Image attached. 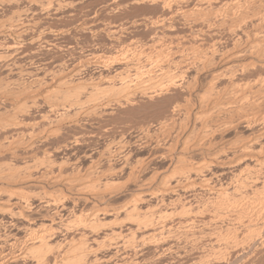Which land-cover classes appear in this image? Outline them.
<instances>
[{"label":"bare ground","instance_id":"bare-ground-1","mask_svg":"<svg viewBox=\"0 0 264 264\" xmlns=\"http://www.w3.org/2000/svg\"><path fill=\"white\" fill-rule=\"evenodd\" d=\"M145 1L147 0H134V3L139 5V3L151 2L153 11L160 10L162 19L159 17V21H153H157L158 26L165 29L167 31L165 33L169 35L176 31L175 27L179 23L175 24V17L179 16L184 21L193 18V21H199L195 27L191 26L195 30L192 29L194 31L192 33L195 34L192 43L172 40L167 43L159 40L154 31L152 32L154 35L150 31L151 47L153 48V44L158 47L153 48L156 51V53L153 51V54L151 52L153 49L151 48V51L148 49L151 54L147 53L146 58H142L146 52L144 54L139 50L140 54L137 50L133 52L132 49L136 48H132V52L130 49L121 50L118 56L111 54L104 62L91 61L88 57L89 61L81 60L71 67L64 68L66 71H73L71 75L59 79L58 82L55 79L61 77L64 69L46 70L44 73V69L40 68L43 75L39 71H36L37 73L34 70V72L30 71L29 76L33 78L29 80L31 82L18 81L13 87H10L11 84L9 86L5 84L4 88L0 89L3 98L10 97L16 99V102H21L19 100L25 97L28 102L30 101L29 103L26 101L25 104L22 102L23 105L11 102L1 105L0 102V264H111L113 257L118 256L116 255L118 252L123 253L124 258L128 257L131 251L126 249L130 246L127 244L143 231L150 230L153 235L159 232L160 238L167 237L166 235L170 233L168 227L164 225L160 230L155 228V216H161L159 218L161 220L167 219L168 216L171 218L170 216L173 217L178 211H186L187 207H189L187 211H191L196 204L199 211L200 202L198 201L199 204L196 202L199 190L208 195H205V198L208 197L207 200L205 199L206 203L204 202L206 206L203 205L204 208L201 207L203 210L200 211L205 214L207 212L208 216L209 211L212 210L210 220L228 216L230 218L234 213L237 216H234L237 221L233 220V222L238 224L235 225L231 221L233 224L231 222L228 224L232 226L225 224L228 226L227 229L222 228V231H226L227 242L222 243L223 240L217 237L219 234L216 236V233L214 237L212 235L213 238L206 240V243L210 241L215 252L218 246L219 248L223 246L222 249L226 248L224 252L221 249L220 254L219 252L214 254L216 261L224 260L225 252L228 253L232 245L237 247L240 244L243 246L247 244L248 246L262 236L264 230V223L261 220L264 218V0H195L194 9L188 5L193 0ZM173 1L174 4L180 3L177 7L184 3L183 8L170 11L169 3L173 4ZM55 2L61 9L66 5V1L55 0ZM1 3L13 7L14 4L26 3L29 7L26 8L28 11L23 9L20 12L15 8V11L11 12V17L8 15L7 21L5 20L7 23L0 24V30H4L7 26L20 34H26L27 25L32 28L38 26L37 22L32 21L35 18H27L26 14L29 10L38 7L37 10L42 13L52 7L54 2L53 0H0ZM125 4L119 0H110L109 12L123 11L122 9L127 6ZM140 6L142 7V4ZM38 11L36 13L32 11V15L33 13L36 15ZM25 19L29 20L26 21L27 24ZM137 20L136 25L147 26L143 23L145 20L138 22ZM117 29H111L110 32L119 33L120 30ZM135 31L133 30L132 33ZM162 32L160 31L159 35ZM181 32L179 31L178 34ZM30 38L32 45L39 41V37ZM156 40L162 43L158 44ZM16 46L18 47L16 44L8 46L7 53H0V59L5 58L4 53L5 55L10 53L8 57L13 54H19L22 58L29 56V52L27 54L29 50L25 51L22 47ZM110 66L116 67L110 70L108 69ZM23 69L20 68L18 72L20 78L23 76ZM44 87L47 89L42 92ZM163 97L167 99V105L170 104L169 112L167 106L165 107L167 111H161V104L157 105L155 101ZM143 100H148L146 103L155 101L156 106L160 107L158 108L160 113L157 111L160 116L154 123L147 124L145 119V122L137 123V120L134 123L135 120L130 119L127 120L128 122L125 121L127 123H123L124 118L119 115V120L123 121L121 123L124 125L118 123L122 128L121 133L128 132L129 135L127 138H125L127 135H121L120 140L112 141L113 144L116 143L114 147L116 151L123 154L120 167L109 166L102 171L99 169L100 165H96V160H91V165L85 169L82 160L89 159L92 154H77L78 156L73 159L66 153L85 143V138L79 134L71 139L72 141L66 139L68 142L64 140L65 142L62 143L60 139L61 144L57 143V138L62 133L65 134L63 130L67 129L64 128L66 123L78 126L98 119L104 121V118L108 117L114 120L115 116V119L119 117L115 115L117 109L140 108L138 106ZM143 103L145 104V101ZM44 107L46 109L41 111ZM136 113L138 115L139 112ZM52 139L58 145L56 146L55 143V147L49 146L51 148L49 149L47 143ZM43 143L47 148L41 149L42 145L44 147ZM49 143L48 145H51ZM105 148L102 157L108 158L115 152L114 149L111 151V145ZM142 148L150 149L147 157L141 158L137 155L138 150L144 151ZM39 150H43V154L41 153L43 157L41 156L42 159L39 158L41 160L37 161L35 156ZM195 152L202 159L197 163L192 162L194 164L191 165L188 162L189 165H186V158L190 156L188 153ZM53 153H63L65 157L58 163L53 159ZM160 160L168 161L167 168L162 167L168 170L166 174H163L162 168L160 170L157 167L156 162ZM68 165L74 169L71 168L72 173H66ZM123 177L125 183L121 185L120 179ZM129 184L133 185L134 189L126 191V188L130 187ZM123 191L129 192L126 202L120 206H112L108 202L109 199ZM194 211L191 213L194 214ZM189 213L187 215L190 216ZM207 216L206 218L209 217ZM107 217L113 218V222L109 223ZM199 217L205 220V217ZM244 218H247L245 222L248 221L247 225L244 223L245 232L242 223ZM210 220L208 224L205 223L206 220L203 221V224L209 226ZM190 221L186 224L190 225ZM194 221L196 225L198 220ZM222 221L221 219L219 222ZM213 226L218 228L216 224ZM206 227L204 231L205 229L208 231ZM210 227L209 229H212ZM222 227H225L223 223ZM190 228L191 226L188 229ZM104 229L108 231L103 233ZM240 229L243 230L244 235L240 236ZM191 233L195 235L194 231ZM200 233L202 232H199V235ZM182 236L186 237L183 233ZM204 238L203 236V243ZM261 240L264 247V236ZM162 242L168 243L166 240ZM167 246L169 247L170 243ZM112 248H115V255L114 253L101 255L103 250H112ZM209 257L207 260L210 261L211 257ZM120 258H123L122 255ZM199 259L201 260H191L192 264L209 262Z\"/></svg>","mask_w":264,"mask_h":264},{"label":"rangeland","instance_id":"rangeland-1","mask_svg":"<svg viewBox=\"0 0 264 264\" xmlns=\"http://www.w3.org/2000/svg\"><path fill=\"white\" fill-rule=\"evenodd\" d=\"M63 2H65L66 1V5H64V6H62L63 8L61 9V7L59 8V7H57L56 6V3L57 2H55V0H53V6L52 7H50L49 9H47V10H45V11H41L42 13H39L40 12V10L38 11L37 10V8L38 7H32L34 10H29V13L28 14H26L27 15V18L28 19H33V18H35L36 19V21H34L35 19H33L32 21L33 22H37V27L36 28H32V27H28V25H27V27L25 28V30H26V34H20L18 31H16V30H12L11 28H9V27H7L6 26V28L3 30V29H1L0 30V53H3V52H5V53H7L6 51L8 50V46H10V45H14V44H16V45H18V47L20 46V48L22 47V49H25V51L26 50H29V51H27V54H28V52H29V56H27V57H25V58H22V56H20L19 54H15L16 55V57H15V55L13 54V56L11 55V57H13V59L9 56L8 57V55L10 54H6L5 55V53L3 54L4 56H5V58L6 59H8V60H6L5 58V60H4V62H3V60H1L0 61V78H2L1 80H0V89H2V88H4V86H5V84H8L7 86H9V84H11L10 85V87L12 86L13 87V85L16 83V82H18V81H22V82H31V81H29L30 79H31V77L29 76V74H30V71L32 72L33 70L36 72V71H39V72H41L42 73V70H43V72L45 73L46 72V70L48 71H55V69H56V71H58L59 69H61L62 68V70L64 69V68H68V67H71V65H74L75 63H77V62H79V61H81V60H88L89 58V60H96L97 62L99 61V62H104V61H107V59L109 58V56L112 54V55H114V56H118V55H120V52H121V50H123V51H128L129 49H130V51L132 52V50H133V52L135 51V50H139L140 52H141V54H144L145 52H146V54L145 55H142V58H146V56H147V53L149 54H151V52H152V54L155 52L156 53V51L153 49L155 46H154V44H153V48L151 47V41H150V38H152V37H150L149 38V35L153 32L154 34H157L156 36L157 37H159L158 39L160 40H163V41H168V42H170L171 40L172 41H174V42H183V43H192V40H194V38H195V34L194 33H192V32H194L195 30L192 28V27H195L196 25H198V23H199V21L197 22V21H193V19L191 20L190 19V21L189 20H187V21H184V20H181V17H179V19H178V17H175L174 19H175V24H177L178 22V26H180L179 28H177V27H175L176 28V31H174V32H172L170 35L172 36H170L169 34H167V33H165V29H162V27H159L158 26V24L156 23L157 21H159L160 20V18H161V14H162V12H161V14L159 13L160 12V10H158L157 9V11H156V9H155V11H153L154 10V7H153V5H152V3L151 2H148V0L147 1H145V2H148V3H139V5L137 4H135L134 3V0H119L120 2H123V3H126L125 5H127V6H125L124 8L126 9V11H125V9H122L123 11H121L120 10V12L119 11H115V12H109V11H111L110 9H109V2H110V0H62ZM71 1V2H70ZM126 1V2H125ZM192 1V0H191ZM190 1V2H191ZM194 1L195 0H193V2H191V3H189L188 5L189 6H191V8H193L194 7ZM68 2V3H67ZM73 2V3H72ZM129 4H128V3ZM75 3V4H74ZM77 3V4H76ZM150 3V5H148ZM175 2L173 1V4H172V2L171 3H169V5L171 4V10L170 11H172L173 10V12L174 11H176V10H178V9H180V8H183V4L184 3H182L179 7H177L179 4H174ZM9 4V3H8ZM23 3H21V4H14V7L13 6H10V4L7 6V4H0V21L2 22H0V24L2 25V24H5V23H7V22H5V20L7 21V17H8V15L11 17V14L15 11L14 9L15 8H17L16 10L17 11H20L21 12V10H25V11H28V9H29V7L26 5V3H24L23 5H26V7L24 6L23 7V5H22ZM65 4V3H64ZM135 4V5H134ZM142 4V7L140 6ZM2 5V6H1ZM17 5V6H16ZM22 5V7H20ZM54 5L56 6V7H54ZM169 5L167 6V8L169 7ZM18 6L20 7V8H18ZM174 6H175V8H174ZM186 6V5H185ZM151 7V8H150ZM156 7V6H155ZM26 8H28V9H26ZM57 8V9H56ZM131 8H133V9H131ZM139 8V9H138ZM157 8V7H156ZM173 8V9H172ZM11 9V10H10ZM51 9V10H50ZM67 9V10H66ZM137 9V10H136ZM175 9V10H174ZM194 9V8H193ZM12 10H14V11H12ZM32 11L34 12V13H36V11H38V13L35 15L34 13H33V15H32ZM54 11H55V13H54ZM73 11V12H72ZM146 11V12H145ZM148 11V12H147ZM7 12V13H6ZM12 12V13H11ZM108 12V13H107ZM132 12V13H131ZM145 12V13H144ZM167 12H169V11H167ZM100 13V14H99ZM48 14V15H47ZM32 15V16H31ZM127 15V16H126ZM29 16L31 17V18H29ZM48 16V17H47ZM122 16V17H121ZM136 16V17H135ZM25 17V16H24ZM148 17V18H147ZM160 17V18H159ZM26 18V17H25ZM150 18H152V19H150ZM177 18V19H176ZM28 19H25V23L27 24L28 22H26V21H29ZM135 19V20H134ZM136 19H138L139 21L141 20V21H143V20H145V21H143V23H144V25H147L146 27L145 26H143V24H142V26H140V25H136L135 23H136ZM143 19V20H142ZM162 19V18H161ZM138 20H137V22H138ZM153 20H157L156 22L155 21H153ZM133 21H134V23H133ZM191 21H192V24H191ZM4 22V23H3ZM99 22V23H98ZM145 22H146V24H145ZM154 22H155V24H154ZM195 22V23H194ZM111 23V24H110ZM150 23V24H149ZM154 25H153V24ZM181 23V24H180ZM131 25V27H130V25ZM185 24V25H184ZM190 24V25H189ZM117 25H118V29L120 30H118L117 29ZM156 25L158 26V27H156ZM193 25V26H192ZM111 26V27H110ZM136 28H135V27ZM153 26V27H152ZM155 26V27H154ZM174 26H176V25H174ZM192 26V27H191ZM130 29H129V28ZM134 29H133V28ZM189 27H190V29H189ZM29 28H31V30H32V32H30L31 30L29 29ZM114 28H116L118 31H119V33L117 32L116 34H114V33H111L110 32V30L111 29H114ZM125 28V29H124ZM138 28V29H137ZM165 28V27H164ZM28 29V30H27ZM34 29V30H33ZM38 29V31H36ZM108 29V30H107ZM124 29V30H123ZM128 29V30H127ZM135 31V32H133L132 33V31L133 30ZM159 31H158V30ZM192 29L194 30V31H192ZM196 29V28H195ZM30 30V31H29ZM131 30V31H130ZM142 30V31H141ZM181 32V33H179L178 34V32L179 31ZM185 30V31H184ZM187 30V31H186ZM189 30H191V31H189ZM28 31V32H27ZM105 31V32H104ZM129 31H130V34H129ZM150 31H151V33H150ZM155 31H158V32H155ZM162 32V34L163 33H165V34H161V35H159L160 33L159 32ZM35 32V33H34ZM38 32V33H37ZM41 32V33H40ZM167 32V31H166ZM17 33H19V34H17ZM41 35H40V34ZM44 35H43V34ZM100 33V34H99ZM106 33V34H105ZM135 33H137V34H135ZM150 33V34H149ZM152 33V34H153ZM169 33V32H168ZM126 34V35H125ZM153 34V35H154ZM191 34V35H190ZM193 34V35H192ZM9 35H10V38H9ZM24 35V36H23ZM39 35V36H38ZM130 35V36H129ZM159 35V36H158ZM165 35H166V38L168 39H166L165 38ZM169 35V36H168ZM178 35H179V37H178ZM40 36H42V37H45V38H43L42 39V37H40ZM168 36V37H167ZM175 36V37H174ZM184 36V37H183ZM186 36V37H185ZM12 37V38H11ZM30 37H34V38H37V37H39V41H37V42H35L33 45L31 44V38ZM142 37V38H141ZM147 37V38H146ZM161 37V38H160ZM170 37V38H169ZM194 37V38H193ZM4 38H5V40H4ZM166 40H165V39ZM178 38V39H177ZM18 39V40H17ZM23 39V40H22ZM41 39V40H40ZM147 39H149V40H147ZM170 39V40H169ZM182 39V40H181ZM44 40V41H43ZM159 40H156L157 41V43L158 44H160V43H162V42H159ZM46 41H48V42H46ZM150 41V42H149ZM5 42V43H4ZM17 42V43H16ZM46 42V43H45ZM148 42V43H147ZM167 42V43H168ZM27 43V44H26ZM4 44H6V45H4ZM21 44V45H20ZM36 44V45H35ZM50 44V45H49ZM147 44H149L148 46H150V47H148V46H146ZM158 44H155L156 46L158 45ZM54 45V46H53ZM17 47V46H16ZM17 47V48H18ZM24 47V48H23ZM158 47V46H157ZM157 47H155V48H157ZM2 48V49H1ZM27 48V49H26ZM123 48V49H122ZM132 48H136V49H132ZM153 50H152V49ZM7 49V50H6ZM21 49V50H22ZM132 49V50H131ZM151 51H149V50ZM5 50V51H4ZM145 50V51H144ZM148 50V51H147ZM137 51H135V52H137ZM138 51V53L140 54V52ZM154 51V52H153ZM24 52V51H23ZM32 52V53H31ZM19 55V56H18ZM8 57V58H7ZM89 57V58H88ZM16 58H17V60H16ZM19 58H20V60H19ZM28 58H30V59H28ZM80 58V59H79ZM78 60V61H77ZM88 60V61H89ZM102 60V61H101ZM145 60V59H144ZM17 62V64L15 63V62ZM30 61V62H29ZM16 64H14V63ZM13 63V64H12ZM34 63V64H33ZM21 64V65H20ZM25 64V65H24ZM84 64V63H83ZM9 65H11V66H13V67H11V66H9ZM63 65V66H62ZM69 65V66H68ZM6 66H8V67H6ZM16 66H17V68H16ZM34 66V67H33ZM117 66V65H116ZM116 66H113L112 68L114 69ZM15 67V68H14ZM25 67V68H24ZM48 67V68H47ZM78 66H76V68H77ZM20 68L21 69H23V71L25 72H23V76H21V78L19 77V75H18V72H19V70H20ZM32 68V69H31ZM42 70H41V69ZM51 68H54V69H51ZM105 68H107V67H105ZM111 68V66L110 67H108V69H112ZM17 69V70H16ZM28 69V70H27ZM39 69V70H38ZM26 70V71H25ZM41 70V71H40ZM10 71V72H9ZM17 71V72H16ZM28 71V72H27ZM33 71V72H34ZM64 71V73H65V75H64V73L61 75V77L59 76V77H57L55 80H56V82H58V80L59 79H61V78H63V77H68L69 75H71V73H72V71L73 70H68V71H66V69H64L63 70ZM70 71V72H69ZM4 73V74H3ZM16 73V74H15ZM37 73V72H36ZM40 73V74H41ZM26 74V75H25ZM18 75V76H17ZM25 75V76H24ZM42 75H43V73H42ZM8 77V78H7ZM86 77H89V76H86ZM6 78V79H5ZM20 78V79H19ZM23 78V79H22ZM27 79V80H26ZM33 79V78H32ZM31 79V80H32ZM6 82V83H5ZM9 82V83H8ZM12 82V83H11ZM55 82V83H56ZM56 85V84H55ZM6 86V87H7ZM47 87V86H46ZM46 87H44V89L42 90V92H44V91H46ZM1 92V91H0ZM35 93H37L38 94V92H35ZM1 95H2V93H0ZM40 94H41V92H40ZM1 95H0V97H1ZM39 95V94H38ZM3 96V95H2ZM4 97V96H3ZM3 97H1L0 98V102H1V105H7L9 102H11V103H19V104H22V102H24L23 104H25L26 103V101H27V99L25 98V97H23V99H21V100H19V101H21V102H16V99L14 100V98L12 99V98H7V97H5V98H3ZM27 98H29V97H27ZM26 99V100H25ZM18 100V99H17ZM23 100V101H22ZM166 100L167 99H165V97H163V98H159V99H157V100H155V101H151V102H147L146 103V101H148V100H143L142 101V103H140V105L138 106V107H140V108H137V109H133V108H131V110H129V109H127V108H124V109H117L116 110V114L115 115H117V116H119V115H121V117L122 118H124L123 120H124V122L123 121H120L119 120V118H120V116L119 117H117V119H115L116 118V116H115V118H114V116H113V118H114V120L113 119H110V118H112V117H106L107 119H105L104 118V121L103 120H100V121H98V120H96L97 121V123H96V121L94 122V121H92V122H90V123H82V124H80V125H78V126H74V125H71L70 123H66L65 125H64V128L66 127L67 129H65V130H63V132L65 133V134H63L62 133V135L61 136H59L58 138H57V143L58 144H61V142H59V140L60 139H62V143L63 142H68L67 140H69L70 139V141H72L71 139H74V137H77V136H83V138H85V143H82V145H80V146H77V147H73L72 149L73 150H71V151H66V153L69 155V156H71L73 159L75 158V156L77 157L78 155H83L82 153H85V154H92L91 155V157H88L89 159H87V158H85L84 160H82V164H83V167L86 169V168H88L90 165H91V162L93 161V160H96V165H100L99 166V169L101 170L102 169V171H105L106 169H108L109 168V166H111V167H115V168H118V167H120L121 165H122V162H123V158H122V155L123 154H119V152L118 151H116V149L114 148L115 147V144L116 143H112V141L114 142H116L117 140H120V138L119 137H121V135L123 136L124 134L125 135H127L128 134V132H127V134L126 133H121V131H122V128H121V126H119L118 125V123H121V122H123V123H127L128 121L127 120H130L131 119V121L133 120H135L134 121V123L137 121V123L138 122H143L144 121V119H145V123H154L158 118H159V114H157L159 111H160V109H158V108H160L159 106H156V104L157 105H160L161 104V111H167V112H169V110L171 109L170 107H169V105H167V103L168 102H166ZM145 101V104H147V105H145L143 102ZM162 101V102H161ZM28 102V101H27ZM30 102V101H29ZM28 102V103H29ZM154 102V103H153ZM164 102V103H163ZM4 103V104H3ZM11 103H9V104H11ZM153 103V104H152ZM22 104V105H23ZM142 104H144L143 106H142ZM155 104V105H154ZM163 104H164V107H163ZM152 105H154V106H152ZM28 106H30V104H28ZM146 106V107H145ZM156 106V107H155ZM167 106V108L169 107V109H167V108H165ZM143 108H145V109H143ZM44 109H46V107H44L43 109H41V111H43ZM133 109V110H132ZM142 109V110H141ZM163 109V110H162ZM165 109V110H164ZM167 109V110H166ZM140 110V111H139ZM144 110H146L145 112H144ZM158 111V112H157ZM117 112H118V114H117ZM136 112H139L138 113V115H137V113ZM151 112V113H150ZM130 113H132V114H130ZM160 113V112H159ZM157 114V115H156ZM127 115V116H126ZM129 115V116H128ZM134 115V116H133ZM151 117H150V116ZM39 115L37 114V117H38ZM137 116V117H136ZM135 117V118H134ZM150 117V118H149ZM154 117H155V119H154ZM158 117V118H157ZM121 118V119H122ZM149 118V119H148ZM103 119V118H102ZM126 119V120H125ZM148 119V120H147ZM153 119V120H152ZM140 120V121H139ZM125 121H127V122H125ZM152 121V122H151ZM116 122V123H115ZM123 123H121L122 124V126H124L123 125ZM94 125V126H93ZM117 125V126H116ZM82 127V128H81ZM113 127V128H112ZM80 128V129H79ZM120 128V129H119ZM91 129V130H90ZM112 129H114V131L112 130ZM103 130V131H102ZM106 130V131H105ZM116 130V131H115ZM120 130V131H119ZM88 131V132H87ZM129 131V130H128ZM100 132V133H99ZM111 132V133H110ZM92 133V134H91ZM102 133V134H101ZM79 134V135H78ZM94 134V135H93ZM233 134V133H232ZM231 134V137H233V135ZM63 135H65V137H63ZM100 135V136H99ZM124 135V136H125ZM129 135H127V136H125V138H127ZM114 137V138H113ZM230 137V136H229ZM63 138H65V139H63ZM103 138V139H102ZM111 138V139H110ZM119 138V139H118ZM67 139V140H66ZM116 139V140H115ZM65 140V141H64ZM54 141H56V140H54ZM50 142V141H49ZM48 142V143H49ZM109 142V143H108ZM48 143H47V146H48V148L49 149H51V148H53V147H55V145L57 146L58 144L56 143H54L53 142V139L51 140V145H53V146H51V145H48ZM49 143V144H50ZM44 144V147H43V145L41 146V149L42 148H44L45 149V147L47 148V146H45L46 144L45 143H43ZM55 144V145H54ZM111 145V151H114L115 150V152H113L112 153V156H110V157H106V156H104V157H102L103 156V154H102V151L103 150H105L106 148H105V146L107 147V146H110ZM51 148H50V147ZM82 146V147H81ZM94 147V148H93ZM114 149V150H113ZM142 149H144V148H142ZM146 149H149V148H145L144 149V151L143 150H141V151H143V152H141L140 150H138V152H137V155L139 156V157H141V158H144V157H147L148 155H147V153L149 154L150 153V149L149 150H146ZM75 153H74V152ZM140 151V152H139ZM148 151V152H147ZM71 152H73V153H71ZM90 152V153H89ZM94 152V153H93ZM99 152H100V154H99ZM43 150H39L38 152H37V155L35 156L36 158V160L38 161H40L41 159H42V157H43ZM79 153H81V154H79ZM196 153V152H195ZM195 153H188L190 156V159H188V158H186L187 159V163L185 162V164L187 165L188 164V162H190L189 164L191 165V164H194V163H192V162H195V163H197V161L199 162V160H201L202 159V157L200 156V157H198L199 156V154H195ZM64 154H65V152H64ZM63 153H53V159H55L58 163H60L61 161H62V158H64L65 157V155H64ZM75 154V155H74ZM78 154V155H77ZM188 154H186V155H188ZM119 155V156H118ZM196 155V156H195ZM198 155V156H197ZM42 156V157H41ZM60 157V158H59ZM39 158H41V159H39ZM92 158V159H91ZM194 158V159H193ZM34 159V162H36V160ZM104 159V160H103ZM108 159V160H107ZM86 160V161H85ZM92 160V161H91ZM119 160V161H118ZM190 160V161H189ZM99 163H98V162ZM158 163V166L157 167H159L160 168V170H161V168L162 167H164V169L165 168H167V166H166V163H168V161H162V160H160V162L159 161H157L156 162V164ZM188 164V165H189ZM101 167V168H100ZM71 166L70 165H68L67 166V168H66V171L68 170V172H66V173H72V170H71ZM83 168V169H84ZM106 168V169H105ZM73 169V168H72ZM163 168H162V170H164ZM74 170V169H73ZM166 172H168V170H164L163 171V174H166ZM121 181V182H120ZM120 184L122 185V184H124L125 183V180H124V177L123 178H121L120 179ZM128 186H130V187H128L129 189H127L126 188V191H128V190H132V189H134V187H132L133 185H128ZM132 188V189H131ZM198 191V190H197ZM200 192V193H199ZM203 191L202 190H199L198 192H197V194H198V199H197V203H198V201L200 202V204H199V207L201 206V207H203V205L206 203V200H207V198H205V195L206 194H204V192L202 193ZM129 193V192H128ZM128 193L127 192H120V193H118V194H115L113 197H111L110 199H109V203H111V205L112 206H120V205H122L123 204V202H126V200L128 199ZM202 193V194H201ZM202 195V196H201ZM201 196V197H200ZM206 196H208V195H206ZM127 198V199H126ZM203 199H204V201H203ZM206 199V200H205ZM125 200V201H124ZM201 200H202V202H201ZM205 202V203H204ZM108 203V204H109ZM196 204V203H195ZM197 205V204H196ZM196 205H194L193 206V209L191 210V208H190V210L191 211H194V210H196V212L194 211V214L193 213H191V211H187V208H189V207H187L185 210L186 211H178V213L180 214V215H178V213H175L174 215H173V217H172V215L170 216L171 218H168L167 217V219H164V218H162L163 220H161V219H159L160 217L159 216H155V222L157 223H155V228H158V230H160L161 228H163V226L165 225V227H168V232H170L169 234H167L166 236L167 237H165V236H162L161 238H160V236H158V234H159V232H157L158 234H154L153 235V233L149 230V231H143V232H141V234H139V235H137V237H135V239L134 240H132L129 244H127V246H129V247H127L126 249H129V251H131V252H129L130 254L128 255V257L127 258H124V256H123V253L121 254L120 252H118V253H120L121 255H122V259L120 258L121 257V255L120 254H116V252H115V248H112V250L111 249H108L107 251H106V249L105 250H103V252H101V255L102 256H107V255H113V253H114V255L116 254V255H118L117 257L115 256V257H113L114 259H113V262L111 263V264H192V261L191 260H193V261H197V259H198V261L199 260H201V259H199V258H202V260L204 261H206L207 259H208V257L210 256L211 257V259H212V262H210L211 261V259H210V261L209 260H207V261H209L207 264H264V247L262 246V244H263V241L261 240V239H263V236H264V230H263V234H262V236L261 237H258L257 239H255L254 240V242H251V243H249L248 244V246H247V244H246V246H243V244L241 245H239V246H237V247H239V248H237L236 246H234V245H232L231 246V250L229 249V251H228V253H226L225 252V256L223 257L224 258V260L223 259H221V261L219 262V261H216L215 259H214V257H215V255H216V253L217 252H219V254H220V252L222 251V252H224V249H226V248H223L222 249V247L223 246H221L220 248H219V246H218V248L220 249V251L218 250V248L216 249V252H215V248L211 245V243H210V241H208L207 243L209 244H207L206 243V240H208L207 238H211L212 237V235H213V237H214V234L216 233V236L217 237H221V239L223 240V242L222 243H224V242H227V236H225L226 235V231L224 230V229H227V227L230 225V226H232L231 224H238L237 222L235 223V221H237L236 219L237 218H234V216H235V214L236 213H234V214H232V215H230V218H229V216L227 217V218H229V219H227L226 217H223V218H221L223 221L220 223L219 221H221V219L220 218H215V219H213V220H210L209 218H210V211H212V210H210L209 211V217L206 215V214H208L207 212H206V214L204 213V212H202V211H200L202 208L200 207V209H199V211H198V208H196V207H198V206H196ZM204 206H206V205H204ZM100 207H103V205H100ZM204 208V207H203ZM189 210V209H188ZM203 210V209H202ZM206 211H208V210H206ZM185 212H187V213H185ZM188 212H190L189 214H190V216L189 215H187L188 214ZM199 212V213H198ZM204 213V215H201L202 213ZM182 213V214H181ZM183 213H185V214H183ZM196 213H197V215H196ZM201 213V214H200ZM211 213H213V212H211ZM199 214V215H198ZM158 215V214H157ZM160 215V214H159ZM183 215V216H182ZM191 215H193V216H191ZM212 215V214H211ZM197 217V219L195 218V217ZM199 216H203L202 218H204L205 220H203V219H201ZM206 216L208 217V218H206ZM233 216V217H232ZM157 217V218H156ZM182 217V218H181ZM190 219H192V222L189 220V218ZM235 217H237V216H235ZM188 218V219H187ZM199 218V219H198ZM180 219V220H179ZM182 219V220H181ZM218 219H220V220H218ZM224 219H226V220H228V221H226V220H224ZM109 220V223H110V221H112L113 222V218H109V217H107V221ZM158 220V221H157ZM186 220H188V221H186ZM194 220H198V222H196V225H195V221ZM201 220H202V223H201ZM208 220H210V222L211 223H209L210 225H211V227L214 225V224H216V226L218 227V228H216V227H214V229H213V227H212V229H209V227H210V225L208 226L207 224V222H209ZM219 222L218 224H217V222ZM233 220H235L234 222H233ZM244 220V221H243ZM242 220V223H243V225H244V223H245V225H247V222H245V220H247V218H244ZM261 220H262V222L264 223V218H261ZM260 220V221H261ZM181 222V224L183 223H188L189 221H190V225L189 224H186L185 226L182 224V227H181V224H179L180 222ZM200 221V222H199ZM203 221H205V223H207L206 225L205 224H203L204 222ZM224 221H225V223H224ZM233 223H232V222ZM111 222V223H112ZM167 222V223H166ZM179 222V223H178ZM228 222L230 223L231 222V224H228ZM262 222H260V224L262 223ZM198 223V224H197ZM200 223V224H199ZM222 223H223V226H225V227H222ZM262 223V224H263ZM168 224H169V226H168ZM180 226V227H177L178 225ZM191 224H193V225H195V226H197V227H195V226H192ZM204 225V227H203V225ZM219 224H220V226H219ZM225 224H227V225H225ZM245 225L243 226V228L245 227ZM157 226V227H156ZM188 226V227H187ZM191 226V230L190 229H188L189 227ZM205 226H207L206 228H208V231H206L207 229H205V231H204V228H205ZM229 226V227H230ZM264 226V225H263ZM210 227V228H211ZM221 227V228H220ZM171 228V229H170ZM177 228V229H176ZM181 228H183V229H181ZM199 230H198V229ZM222 228H224L223 230L225 231H222ZM242 228V229H243ZM167 229V228H166ZM220 229H221V231H220ZM105 230V229H104ZM180 230V231H179ZM183 230V231H182ZM187 230V231H186ZM190 230V231H189ZM244 230V232H245V228L243 229ZM243 230H241L240 229V232H242V233H240L239 232V234H240V236L241 235H244V232H243ZM108 231V229L107 230H105V231H102L103 233H105V232H107ZM191 231H194V233H195V235H192V233H191ZM202 232V233H200V235H199V232ZM210 231H212V232H210ZM220 231V232H219ZM188 232H190V233H188ZM182 233H183V235H186V237L188 238H186L185 236H182ZM170 234H173V235H170ZM224 234V235H223ZM181 235V236H180ZM157 237V238H155V237ZM199 236L201 237V238H199ZM203 236L205 237L204 239H205V241H204V243H203ZM222 236H223V238L225 237V239H223L222 238ZM171 237V238H170ZM212 237V238H213ZM243 237V236H242ZM241 237V238H242ZM168 238V239H167ZM259 238H261V239H259ZM161 239V240H160ZM176 239V240H175ZM220 239V240H221ZM160 240V241H159ZM162 240H166L168 243H166V245L167 244H169L170 243V246L169 247H171V249H168L169 247L167 246L166 247V245H165V243L164 242H162ZM192 240V241H191ZM194 241L196 242H199V243H194ZM158 242V243H157ZM161 242H162V244H161ZM156 243V244H155ZM160 243V244H159ZM164 243V244H163ZM252 243L254 244V245H252ZM155 244V245H154ZM159 244V245H158ZM186 244V245H185ZM194 244V245H193ZM197 244H199V245H197ZM157 245V246H156ZM162 246V247H159V246ZM163 245H165V246H163ZM188 245V246H187ZM208 245V246H207ZM211 245V246H210ZM183 248V250H182V248ZM192 246V247H191ZM197 246V248L195 249V247ZM206 246V247H205ZM217 246V245H216ZM215 246V247H216ZM244 248H243V247ZM251 246V247H250ZM166 247V248H165ZM186 247V248H185ZM212 247L214 248V250L212 249ZM235 247H236V250L238 251V253H237V251L236 250H234L235 249ZM262 247H263V249H262ZM179 248V249H178ZM209 248V249H208ZM211 248V249H210ZM259 248V249H258ZM135 249V250H134ZM189 249V250H188ZM192 249V250H191ZM222 249V250H221ZM170 250V251H169ZM218 250V251H217ZM234 250V251H233ZM260 250V251H259ZM135 251V252H134ZM169 251V252H168ZM226 251V250H225ZM241 251V252H240ZM263 251V252H262ZM179 252V253H178ZM215 252V253H214ZM184 253V254H183ZM200 253V254H199ZM231 253V254H230ZM262 253V254H261ZM176 254V255H175ZM202 254V255H201ZM211 254L212 255H214V256H211ZM219 254H217V255H219ZM229 254V255H228ZM237 254H239V255H237ZM131 255V256H130ZM190 255V256H189ZM206 255V256H205ZM179 256H181V258L179 257ZM199 256V257H198ZM119 257V258H118ZM135 257V258H134ZM206 257V259H204ZM209 257V258H210ZM118 258V259H117ZM129 258V259H128ZM134 258V259H133ZM226 258V259H225ZM229 258H230V260H229ZM214 259V260H213ZM246 259V260H245ZM253 259V260H252ZM124 260H126V262L124 263V261L122 262V261ZM137 260V261H136ZM188 260V261H187ZM223 260V261H222ZM139 261V262H138ZM179 261V262H178ZM235 261H236V263H235ZM136 262H138V263H136ZM191 262V263H190ZM249 262V263H248Z\"/></svg>","mask_w":264,"mask_h":264}]
</instances>
